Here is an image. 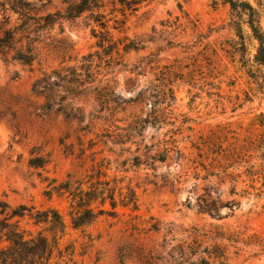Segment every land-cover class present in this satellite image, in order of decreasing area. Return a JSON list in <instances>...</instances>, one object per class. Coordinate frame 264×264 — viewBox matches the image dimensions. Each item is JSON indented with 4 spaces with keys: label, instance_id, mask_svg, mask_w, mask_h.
<instances>
[{
    "label": "rangeland",
    "instance_id": "rangeland-1",
    "mask_svg": "<svg viewBox=\"0 0 264 264\" xmlns=\"http://www.w3.org/2000/svg\"><path fill=\"white\" fill-rule=\"evenodd\" d=\"M77 1L0 0V33L20 23L21 11L36 19L63 12L67 4ZM241 1L256 10L264 30V0ZM111 10L106 5L105 21L109 20L123 62L104 72L103 80L128 101L154 82L152 73H167L163 67L180 63L184 68L167 73L176 98L174 123L148 127L124 147L113 145L116 128H108V122L89 124L90 116L99 110L92 95L70 97L60 85L46 101L31 91L40 74L37 63L31 72L0 57V201L12 207L58 210L67 226L62 248L70 243L74 247L71 264L185 263L187 245L193 240L202 248L212 245L197 237L194 229L214 228L228 233V241L218 242L226 245L225 264H264V180L254 176L250 182L242 174L233 190L227 175L241 174L247 164L242 162L225 174L218 167L225 163L220 150H227L235 139L250 138L257 145L264 137V68L254 63L258 44L244 25L245 17L232 12L222 0H155L143 3L136 13L126 12L125 26L113 30L114 16L123 17ZM237 23L242 38L234 30ZM92 27L87 14L54 25L40 45L41 68L50 72L77 67L81 57L100 52ZM133 41L139 49L124 52L123 47H131ZM146 57L159 69L135 70L146 64L140 65ZM59 103L73 106L82 122L66 120L57 112ZM149 107L122 105L106 114L118 121L133 116L145 119ZM117 125L124 126L123 122ZM170 138L181 155L171 153L165 163L145 159V147L157 144L148 153L152 156ZM257 156L256 150H248L244 161L258 167ZM32 159H43L46 164L34 168L29 165ZM102 159L109 181H115L124 194L127 186L134 190L138 211L118 206L116 217L107 214L83 231H74L67 200L51 189L67 178L82 179ZM260 173L264 175V170ZM210 188H218L222 195L217 217L200 213L196 202L204 193L215 200ZM105 208L110 210L109 205ZM151 227L157 231H150ZM50 264H55L54 259Z\"/></svg>",
    "mask_w": 264,
    "mask_h": 264
},
{
    "label": "trees",
    "instance_id": "trees-1",
    "mask_svg": "<svg viewBox=\"0 0 264 264\" xmlns=\"http://www.w3.org/2000/svg\"><path fill=\"white\" fill-rule=\"evenodd\" d=\"M154 1L78 0L75 3L67 4L63 12L46 13L36 19H30L21 11L19 12L20 23L13 28L3 29L0 33V57L4 62L10 60L28 67L31 72L34 64L37 63L40 74L35 79L31 91L33 94L43 97L46 101L50 99V95L53 94L55 89L61 87L60 85L66 87V93L70 97L92 95L94 101L98 104L99 110L96 111L95 115L90 116L89 124L95 126L100 123L105 126L108 122V128H116L118 131L113 137L112 144L124 147L128 143H132L135 135L143 133L148 127L152 126L155 128L174 123L172 106L176 98L172 81L167 78V73L174 74L175 71L178 72L180 67L184 68V66L178 63L176 67H163V69L167 70V73L163 71L161 73H152L155 77L154 82H151L144 90H140L136 97L128 101L123 100L121 95L116 93L114 87L103 80L104 72L113 66L122 65L123 62L119 55L117 44L112 40V35L107 25L109 20L105 21L104 9L106 5H110L112 7L111 14L119 13L123 17V20H118L116 16L113 18L114 27L112 29L118 30L126 24V12L130 14L136 13L143 3L150 4ZM222 1L230 7L232 12L239 13L245 17L244 25L258 44L254 63L258 67L264 68V30L260 26L258 13L249 3L241 0ZM85 14L89 16V20L93 25L91 29L92 37L97 40L96 48L100 52L81 57L80 65L77 67L61 68L50 72L42 69V60L40 58L42 47L40 45L44 41L46 34L50 32L54 25H62L64 22L74 21ZM234 30L242 38L243 31L239 23L234 26ZM131 44V47L125 45L123 51L126 52L129 49L137 51L139 49L140 45L138 46L135 41L131 42ZM113 54L116 55L115 58ZM148 59L146 57L140 62L141 65L145 61L144 63L146 64L143 67L138 65L134 69H139V71L146 67L154 71L159 69L156 65L152 67V65L157 63ZM137 75L140 76L141 74L137 73ZM130 81L127 80L126 83L129 84ZM130 103L133 105L142 103L150 106L146 118L142 119L140 116H133L118 121L111 114L122 105L130 106ZM61 104L57 105V112L62 113L66 120L82 122V118L75 114L76 110L73 106L67 104L62 107ZM124 109L122 108V111ZM108 111L111 113L106 114ZM121 122L124 124L123 127L117 125ZM186 130L191 131L189 127ZM162 145L164 147L163 150L156 151L152 156L148 153L152 152L157 147V144L145 147V159L165 163L171 153L181 155L177 150L174 139L163 140ZM248 150H256L258 152L256 157V160L260 161L258 167L255 164L244 161ZM122 151L126 150L122 149ZM140 152V145H137L136 153ZM220 153L224 154L222 157L225 160L223 165H218L222 174L227 173L229 169H235V166L239 167L242 162L247 164L241 174L235 176L227 175L233 190L237 179L242 174L250 182H252L254 176H261L264 180V175L260 173L264 170V137L257 145H255V140L250 138L242 141L235 139L234 144L229 146L227 150H220ZM134 160L141 165L137 157H134ZM44 164H46V161H43V159H32L29 162V165L34 168L43 167ZM256 168L259 169L255 170ZM104 169H106V164L102 159L96 167L92 166L91 170L82 179L71 180L67 178L62 183L52 187V193L54 192L58 197H64L67 200L68 217L72 230L83 231L99 217L107 214L116 217L118 206L138 211L134 190L127 186L126 193H122L123 188H118L115 181H109L103 171ZM213 175L216 176L217 174L211 173L209 176ZM112 183H114L113 186ZM221 184L223 185V182ZM210 189L217 196L215 200H212L209 194L204 193L197 197L196 202L200 213L217 217L218 209L223 204L222 195L218 193V188ZM259 193L262 194L263 192L259 190ZM117 198L120 200L119 203ZM107 205L110 206L109 211L105 208ZM66 229V223L56 209L37 210L27 205L12 207L7 202L0 201V264H50L52 259H54L55 264H71L74 254L73 245L70 243L62 248V240L66 235ZM214 229L213 231L194 229L197 237H201L205 244L211 242L212 245H206L202 248L197 240H193L191 244L187 245L186 255L188 260L180 264H210V261L217 264H225L227 261L226 245H221L218 242L228 241V233L218 228ZM150 231L156 232L157 230L155 227H151Z\"/></svg>",
    "mask_w": 264,
    "mask_h": 264
}]
</instances>
